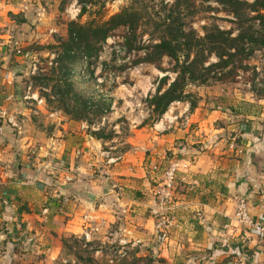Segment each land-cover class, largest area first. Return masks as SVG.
Wrapping results in <instances>:
<instances>
[{
  "label": "rangeland",
  "instance_id": "obj_1",
  "mask_svg": "<svg viewBox=\"0 0 264 264\" xmlns=\"http://www.w3.org/2000/svg\"><path fill=\"white\" fill-rule=\"evenodd\" d=\"M172 2L111 0L103 8L101 2H97V7L92 9L95 12L78 17L76 0H0V120L4 125H12L14 130L21 127L23 135L25 133L23 153L27 157L32 155L29 162L34 163L28 166V170L53 178L58 188L65 189L64 192L73 197L70 190L87 187L99 193L102 186H112L116 190V182L148 176L153 159L161 157L157 154L159 152L171 158L173 149L181 147L182 141L172 143L165 139L169 130L164 127L173 115H180L174 126L199 131L194 137L200 136V140L209 143L217 138L211 128L220 125L225 128L224 138L234 135L238 146L247 126H251L248 130L252 135L259 137L262 131L264 134V47L256 48L246 60L236 59L233 76L224 81L210 79L204 84H188L184 91L190 93L188 100L195 101L194 108H190L187 100L178 101L173 102L161 117L151 115L147 97L154 95L158 80L163 76H167L168 83L174 79L173 62L168 57L154 63L139 61L145 49L162 34L157 17H161L164 6ZM130 6L145 7L150 15L145 16L134 37L131 38L125 26L113 30L96 56L89 61L81 57L70 74L54 63L52 51L55 50L49 46L65 38L68 21L82 24L94 21L98 24ZM247 14V17L253 15L251 12ZM178 17L176 24L183 23L186 30L192 29L199 36L212 25L230 30L232 36L239 31L238 21L215 0H197L193 8ZM127 37L133 47L131 50L127 49ZM16 48L22 53L27 52L28 57L17 54ZM210 61H215V57ZM64 81L72 84L71 91L67 92ZM40 99L42 102L38 103ZM209 117L213 120L210 121ZM67 134L73 140V148L70 159L67 156L64 160L63 171L51 170L52 161L39 167L47 159L52 160L47 155V151H55L50 138L61 140ZM41 146L46 147V153ZM56 147L61 150V143ZM202 149L207 147L202 145ZM167 165H160L161 169L154 172H160ZM174 186L168 187L163 181L159 193ZM152 215L157 224L165 221L162 216H167L158 212ZM106 221L108 224L101 226L100 231L94 229L89 236H61L57 253L55 249L56 257L32 254L11 257L8 262L0 264L168 262V257H156V262L151 261L147 247L133 243L129 234L124 238L121 232H117L114 218L112 222ZM88 257H92L94 263L88 262ZM169 258L176 264H183V257Z\"/></svg>",
  "mask_w": 264,
  "mask_h": 264
},
{
  "label": "crops",
  "instance_id": "obj_2",
  "mask_svg": "<svg viewBox=\"0 0 264 264\" xmlns=\"http://www.w3.org/2000/svg\"><path fill=\"white\" fill-rule=\"evenodd\" d=\"M178 116L173 115L164 127L169 130L164 135L166 141L182 140L181 147L173 149V156L157 153L161 157L153 159L148 176L116 182V190L108 186L110 192L98 196L93 207L58 188L53 178L28 170L34 163L29 162L32 155L27 157L23 153L26 136L22 128L17 125L15 129L18 137L1 128L0 263L32 254L56 257L61 236H89L94 229L100 231L101 226L108 224L106 219L112 222L114 218L117 223V216L104 204L103 199L108 198L122 222L116 231L124 238L129 234L133 243L147 247L150 253L156 252V257H168L165 264H171L169 257H183V264H264V242L233 219L242 200L250 215L264 220L263 131L259 128L262 135L258 137L247 126L238 146L234 135L224 138L225 128L220 125L211 128L217 138L209 143L200 140V136L194 137L199 131L174 126ZM10 128L14 130L12 125ZM49 141L55 149L47 151L52 160L47 159L39 167L52 161L50 169L61 172L65 158L70 159L73 140L67 134L61 140L51 137ZM58 143L62 146L59 151ZM40 148L46 151V147ZM159 161L160 165H168L154 172L161 169L155 164ZM172 163L177 165L172 179L175 186L160 194L163 181L166 184L164 170ZM156 212L166 213V217H161L165 221L157 224L152 215ZM244 250L249 254L241 252Z\"/></svg>",
  "mask_w": 264,
  "mask_h": 264
},
{
  "label": "trees",
  "instance_id": "obj_3",
  "mask_svg": "<svg viewBox=\"0 0 264 264\" xmlns=\"http://www.w3.org/2000/svg\"><path fill=\"white\" fill-rule=\"evenodd\" d=\"M109 1L111 0H76L79 6L78 17L95 12L92 9L97 7V2H101L103 8ZM195 1L197 0H173L171 4L164 6V13L157 17L162 34L155 43H151L145 49L144 56L140 58L139 62L154 63L160 61L162 57H168L173 62L174 79L168 83L167 76H163L158 80L154 95L147 97L146 100L151 115L155 118L161 117L173 102L187 100L190 108H194L195 101L188 100L190 93L184 91L188 84H204L210 79L224 81L233 76L232 68L236 59L246 60L256 48L264 47V0H253L250 4L243 0H215L238 21L239 31L235 36L231 35L230 30H222L215 25L205 28L203 35L199 36L192 29L186 30L183 23L176 24L178 16L185 10L193 8ZM247 12L253 15L247 17ZM145 16H150L147 8L130 6L108 16L98 24L94 21L83 24L75 20L68 21L65 38L58 39L55 44L49 46L55 50L52 51L55 55L54 63L70 74L81 57L89 61L96 56L113 30L125 26L129 29L131 38L134 37ZM126 45L128 50L133 48L129 37ZM212 57H215V61H210ZM64 83L67 92L71 91L72 84L67 81ZM0 125L16 137L10 125L2 124L1 120ZM4 137L1 135L2 139ZM23 170L27 172V169ZM28 173L33 174L29 171ZM36 174L45 177L43 173ZM103 201L117 216L116 226L121 227L120 215L114 205L109 203L108 198ZM62 242L65 243L64 240ZM150 251V260L156 262V252ZM241 252L249 254L245 250ZM87 260L94 263L92 257H88Z\"/></svg>",
  "mask_w": 264,
  "mask_h": 264
},
{
  "label": "built area",
  "instance_id": "obj_4",
  "mask_svg": "<svg viewBox=\"0 0 264 264\" xmlns=\"http://www.w3.org/2000/svg\"><path fill=\"white\" fill-rule=\"evenodd\" d=\"M15 52L17 54L23 55L24 57H28V53H22L19 48H16ZM37 102L41 103L42 100L40 99ZM176 168L177 165L175 163H172L164 173V179L166 181V186L168 187H171L172 185V179ZM233 219L238 223V225L252 231L256 235V238L259 242H264V220L260 218H254L252 215H250V213L245 208L244 202L242 200L239 202L234 212Z\"/></svg>",
  "mask_w": 264,
  "mask_h": 264
},
{
  "label": "water",
  "instance_id": "obj_5",
  "mask_svg": "<svg viewBox=\"0 0 264 264\" xmlns=\"http://www.w3.org/2000/svg\"><path fill=\"white\" fill-rule=\"evenodd\" d=\"M109 192H110V188H105V187H102L99 193L94 192L87 187L80 190L79 189L72 191L70 190V193L73 195V197L84 200L90 207H93L98 196L107 195Z\"/></svg>",
  "mask_w": 264,
  "mask_h": 264
}]
</instances>
